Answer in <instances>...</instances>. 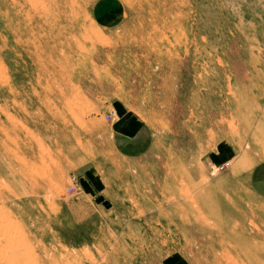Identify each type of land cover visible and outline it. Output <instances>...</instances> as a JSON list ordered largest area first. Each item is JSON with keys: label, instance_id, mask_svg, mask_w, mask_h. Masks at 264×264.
I'll use <instances>...</instances> for the list:
<instances>
[{"label": "rangeland", "instance_id": "1", "mask_svg": "<svg viewBox=\"0 0 264 264\" xmlns=\"http://www.w3.org/2000/svg\"><path fill=\"white\" fill-rule=\"evenodd\" d=\"M0 264H264V0H0Z\"/></svg>", "mask_w": 264, "mask_h": 264}, {"label": "crops", "instance_id": "2", "mask_svg": "<svg viewBox=\"0 0 264 264\" xmlns=\"http://www.w3.org/2000/svg\"><path fill=\"white\" fill-rule=\"evenodd\" d=\"M251 181H252V179H251Z\"/></svg>", "mask_w": 264, "mask_h": 264}]
</instances>
